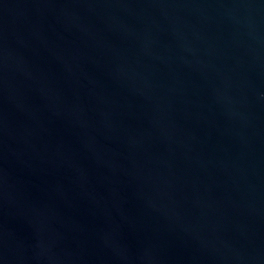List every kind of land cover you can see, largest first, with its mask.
Instances as JSON below:
<instances>
[{
  "label": "water",
  "instance_id": "1",
  "mask_svg": "<svg viewBox=\"0 0 264 264\" xmlns=\"http://www.w3.org/2000/svg\"><path fill=\"white\" fill-rule=\"evenodd\" d=\"M0 264H264V0H0Z\"/></svg>",
  "mask_w": 264,
  "mask_h": 264
}]
</instances>
